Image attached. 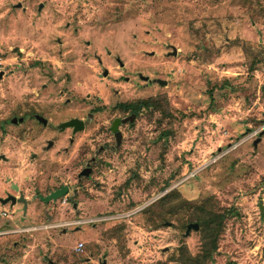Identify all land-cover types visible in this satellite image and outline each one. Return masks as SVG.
Here are the masks:
<instances>
[{"label": "rangeland", "instance_id": "obj_1", "mask_svg": "<svg viewBox=\"0 0 264 264\" xmlns=\"http://www.w3.org/2000/svg\"><path fill=\"white\" fill-rule=\"evenodd\" d=\"M0 57V195L10 178L29 200L26 214L0 202V264H264V0H0ZM226 79L213 105L209 88ZM158 94L174 116L137 115L78 181L115 104ZM26 102L54 122L102 107L72 144L67 130L9 122ZM62 183L65 196L34 197ZM172 189L236 208L212 260L190 259L203 243L186 233L192 205L164 218L151 209Z\"/></svg>", "mask_w": 264, "mask_h": 264}, {"label": "flooded vegetation", "instance_id": "obj_2", "mask_svg": "<svg viewBox=\"0 0 264 264\" xmlns=\"http://www.w3.org/2000/svg\"><path fill=\"white\" fill-rule=\"evenodd\" d=\"M146 80H150V78L146 79ZM70 101H71V99L69 98L67 100V102H70ZM29 105L30 104L28 102H26L25 104H22L20 112L17 114H12L8 118V121L12 122L14 124H16V123L23 124L24 122H26L27 127L28 126L31 127V125H28L29 124L28 122L30 119V120L36 122L35 124L40 122L45 127L49 126V130L53 133H55V132H61L62 133V132L67 130L68 141L72 144L76 142L77 138L79 137V135L82 132H84L85 130H87L90 127L92 120L95 118V115L98 113L100 107H102L100 105L94 106L93 108H90L89 110H87L84 114H80V113L70 114L67 117L63 118L62 120L54 122L51 118L45 116V114L43 113L44 110H40L38 108H30ZM125 105L126 104H124L122 102H118L117 104H115L116 110H118L119 112L116 115H114V117L111 120H109V122H107V123L101 122V123H98V125L96 126V132H97L96 136L102 137V139H104V142H103V144L100 145V147L98 149H96V152L94 155L89 156L86 159L85 164L83 166H81L80 170H78V173H77L78 181L82 180V176H90L92 174L93 170L95 169L96 164L101 161V153L102 152H104L106 150H116L123 143L124 128L126 126L132 125L135 118L137 117V113L130 110V108L127 110H124ZM40 116H42L46 121L39 118ZM128 116H134V117H133V119L125 120V118ZM20 118H22V120H20ZM74 118H76L78 120L75 121V123L73 125H68L63 129L60 128L61 123L66 122L70 119H74ZM116 118H119V119L117 120V123L115 124L114 121ZM14 120H17V121H14ZM4 128L5 127L3 126L2 133L4 132ZM55 136H57V134L50 135L49 137L46 138V140H45L46 145L43 146V148L45 150H50L54 146L55 142H57V139L55 138ZM50 140L53 141L51 146H49ZM86 144L89 145L90 142H87ZM68 148L69 147L67 145H65L62 148H58V151L59 152L62 150L67 151ZM36 153L37 152H35V151L32 152L31 155L33 158H36ZM7 158L8 157L4 154V152L0 151V159L7 160ZM8 180L10 181V190L5 192V196H3V195H0V196L7 197V196L13 194V195H16L17 197H19L21 192H24V190L19 186L18 183L12 181L10 178H8ZM16 185L19 186L18 189L15 188ZM63 185L69 186V190H68V193H69L70 190L72 189V187L69 184H65V183H62L59 186L55 187L49 193H51L52 191H54L58 188H61ZM76 193H77V188H74L73 194L70 195L71 200H73V195H75ZM41 194L42 193L38 192V193L34 194V197L41 199V197H40ZM43 195H45V194H43ZM65 202H67V199H65ZM8 203L11 205V201ZM17 203H20L21 209L25 213L24 203L20 202V201ZM74 203L76 206V201ZM16 204H14V205H16ZM28 205H29V200H28ZM27 209H28V206H27ZM26 213H27V211H26Z\"/></svg>", "mask_w": 264, "mask_h": 264}, {"label": "trees", "instance_id": "obj_3", "mask_svg": "<svg viewBox=\"0 0 264 264\" xmlns=\"http://www.w3.org/2000/svg\"><path fill=\"white\" fill-rule=\"evenodd\" d=\"M198 48H201L203 51L210 52L209 47L205 46L204 44H198ZM252 63L256 64L255 58ZM250 68L254 69L252 65ZM227 83L228 79L222 81L221 84L214 83L209 88L208 93L213 105H216L214 97V91L216 87H224ZM122 103L126 104L124 110L130 108V110L136 112L137 115L147 112L149 116L152 117L155 112H159V123L166 117L174 116V113L170 108L168 97L164 94L151 95L145 98H140L136 101H125ZM171 132L172 130L164 129L160 133V137L167 138ZM174 200H178V203L173 202ZM181 205H187L188 207L191 205L193 206L189 219L184 222V226L186 227L187 223L190 222H198V230L201 231L203 239L201 253L196 256H191L190 259L193 261L202 262L212 260L214 253L219 248V240L225 227V221L228 217L236 213V208L228 207L223 210H218L214 205L209 203V200L198 202L192 199L182 198L178 189H172L155 200V202L151 205V209L154 210V213L159 218H164L168 212H173ZM144 209H146V207ZM151 209L150 206H147V210ZM162 264H167V262H162Z\"/></svg>", "mask_w": 264, "mask_h": 264}, {"label": "water", "instance_id": "obj_4", "mask_svg": "<svg viewBox=\"0 0 264 264\" xmlns=\"http://www.w3.org/2000/svg\"><path fill=\"white\" fill-rule=\"evenodd\" d=\"M17 6H21L22 3L19 2L16 4ZM43 6V3L40 4V8H42ZM178 52V49L177 47L174 46V49H173V54H177ZM154 53V52H153ZM104 74L107 75L108 74V70H105L104 71ZM4 75V71H1L0 72V78H2ZM145 79H149V76H145ZM157 82H159L160 84L162 85H167L168 84V80L165 79V78H157L156 79ZM134 116H128L125 118V120L127 119H133ZM39 118L43 119L44 121H46L42 116H40ZM16 119V118H15ZM119 118H116L115 119V124L117 123V120ZM20 120H22V118H20ZM78 119L74 118V119H70L66 122H63L60 124V128L63 129L65 128L66 126L68 125H73L75 123V121H77ZM14 121H17V120H14ZM260 137H258L254 143L255 145L258 143ZM53 143L52 140H50L49 142V146H51ZM15 188H19V186H15ZM68 190H69V186L68 185H63L61 188H58L54 191H52L51 193L47 194V195H43L41 194L40 197L41 199H43L44 201H50V200H57L58 198L60 197H63L65 196L67 193H68ZM11 201V205H14L16 204L17 202H23L24 203V210H25V214H26V211H27V206H28V198L27 196H25L24 192H21L20 196L17 197L16 195H9L7 197H3V196H0V202L3 203V204H7L8 202ZM169 224H172V222H168ZM199 228V223L198 222H190L187 224V229H186V233H189L191 229H198ZM105 264V262L103 263Z\"/></svg>", "mask_w": 264, "mask_h": 264}, {"label": "built area", "instance_id": "obj_5", "mask_svg": "<svg viewBox=\"0 0 264 264\" xmlns=\"http://www.w3.org/2000/svg\"><path fill=\"white\" fill-rule=\"evenodd\" d=\"M2 63H3V61H2V58L0 57V72L2 71V67H1ZM1 213L4 216H10V217L12 216V214H10L8 212V210H4ZM83 247H84V242H79L77 245L74 246V249H76V250H82Z\"/></svg>", "mask_w": 264, "mask_h": 264}]
</instances>
